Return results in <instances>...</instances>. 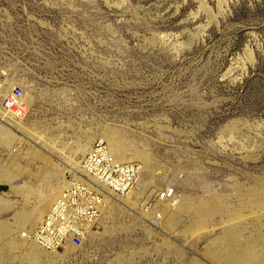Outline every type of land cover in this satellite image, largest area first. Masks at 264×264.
<instances>
[{
	"label": "rangeland",
	"instance_id": "rangeland-1",
	"mask_svg": "<svg viewBox=\"0 0 264 264\" xmlns=\"http://www.w3.org/2000/svg\"><path fill=\"white\" fill-rule=\"evenodd\" d=\"M0 68L29 102L22 120L0 122V159L33 173L0 184V230L34 229L16 215L40 222L97 140L143 165L144 202L175 190L149 215L138 197L115 200L83 247L53 258L0 233V264H230L240 246L264 255V0H0ZM182 197L188 212L156 217Z\"/></svg>",
	"mask_w": 264,
	"mask_h": 264
},
{
	"label": "built area",
	"instance_id": "built-area-1",
	"mask_svg": "<svg viewBox=\"0 0 264 264\" xmlns=\"http://www.w3.org/2000/svg\"><path fill=\"white\" fill-rule=\"evenodd\" d=\"M10 80L6 70L0 68V112L5 118L22 120L27 114L24 88L16 85L9 89ZM141 172L140 162L117 160L104 140L95 141L81 157L80 165L66 170V184L42 221L32 230H23L21 238H32L48 250L83 247L91 233L101 229L113 200L127 197ZM174 195V187L167 186L156 198L151 196L144 202L143 212L149 215ZM156 217L160 218L158 210Z\"/></svg>",
	"mask_w": 264,
	"mask_h": 264
},
{
	"label": "bare ground",
	"instance_id": "bare-ground-1",
	"mask_svg": "<svg viewBox=\"0 0 264 264\" xmlns=\"http://www.w3.org/2000/svg\"><path fill=\"white\" fill-rule=\"evenodd\" d=\"M9 76L11 78V80L9 81V87H8L9 89L13 88L16 85H23V84L19 83L18 81L13 80L10 74H9ZM24 97H25V100H26L27 112H28L29 111V102L27 100V90H26V88L24 89ZM1 114H2V112H0V122L1 123H5L6 122V119H9V118H5ZM18 120L19 119H12V121H15V122L18 121ZM104 141L107 143L106 140H104ZM107 145H108V143H107ZM108 147H109V145H108ZM109 150H110V148H109ZM81 151H87L88 152L89 151V148H87L86 145H82ZM111 151L112 150H110V153H111ZM114 151L119 156H122L123 155V152L119 148H115ZM41 159H42V157H41ZM139 159L142 160L141 158H139ZM143 162H145V161H143ZM74 165L75 166H79L80 165V161L79 162H75ZM70 167H73V166H70ZM142 171H143V165H142ZM24 173L26 175H33L32 172H29V171L21 168L20 166H16V167L13 166V164L11 163V161H9L8 159H0V184H9L10 185L16 176H18L19 174H24ZM65 174H66V172H65ZM141 174H142V172H141ZM141 174H140V176H141ZM139 179H140V177H139ZM65 184H66V178H65ZM65 184H64V186H65ZM64 186H62V188H64ZM138 186H140V182L138 183ZM62 188L60 189V191L58 192V194L56 196L52 197L50 200H47V206L44 207V205H43V206H41L39 208L40 209L39 217L41 219H43V216L49 210V208L53 204V202L57 199V197L59 196ZM12 189H15L16 191H18L15 187H12ZM158 195H155L153 197L156 198ZM132 196H134L135 198L138 197V194H137V191H136V186L134 188H132V190L128 193L127 197L122 198V199L120 198V199H117V200H125V202H128V201L131 200V197ZM177 197H179V196H177ZM172 200H174V198ZM172 200H169V201H172ZM113 201H115V200H113ZM169 201H164V202H169ZM262 201H264V200H262ZM141 203H144V201H143L142 198H139V199H137L134 202V204H136V205L137 204L140 205ZM161 203H163V202H161ZM174 206H175L174 209H171V207L170 208H167L164 215H163V212H161V214H159L161 216L160 219H161L162 222L164 221V217H165V219L166 218L172 219L173 216L175 215V213L173 211L175 209H176V211L178 213H186V212H188L190 210V205H189V202H188V198L187 197L180 198L179 201H177V203ZM16 219L19 220V222L20 221L23 222L24 224L32 223V224L35 225V227H37V225L42 221L41 220L40 222H38L39 220L37 219V216L35 214H33V215L31 214L30 215V214H21V213H18L16 215ZM152 220H154L153 222L155 224H158L159 223L156 220L155 217L154 218L152 217ZM24 229L25 228H24V225H23L20 228V230H15V231H13V230H8V231L0 230V233H5V232L8 233V234H15V233H17V234H20L21 235V233H22V231ZM227 239H229V242L232 245H237L238 244V240H237L236 234L234 233L233 230H229V232L227 234ZM24 240L29 245V248H30L31 252H32V254L34 255V257L36 259L39 258L43 254H46V255H48L51 258L53 256V254H55L56 252L58 253V251L55 250V249L48 250V249L42 247L41 245H39L32 238L24 239ZM65 247H67V246H65ZM236 256H234V255H231L230 256L229 255V256L226 257V260L230 264H264V255H261L259 252L254 251V250H251V249H248V248L243 247V246H240L239 253Z\"/></svg>",
	"mask_w": 264,
	"mask_h": 264
},
{
	"label": "trees",
	"instance_id": "trees-1",
	"mask_svg": "<svg viewBox=\"0 0 264 264\" xmlns=\"http://www.w3.org/2000/svg\"><path fill=\"white\" fill-rule=\"evenodd\" d=\"M6 188L4 186H0V190H5Z\"/></svg>",
	"mask_w": 264,
	"mask_h": 264
}]
</instances>
